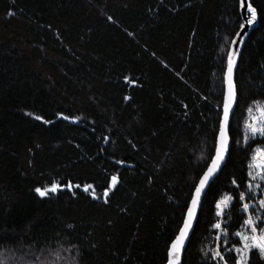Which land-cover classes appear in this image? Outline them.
Here are the masks:
<instances>
[{
    "label": "trees",
    "instance_id": "16d2710c",
    "mask_svg": "<svg viewBox=\"0 0 264 264\" xmlns=\"http://www.w3.org/2000/svg\"><path fill=\"white\" fill-rule=\"evenodd\" d=\"M250 4L228 156L181 264H218L209 248L225 196L219 252L239 246V193L264 148L245 140L249 108L264 104V0ZM241 22L239 0H0V264L166 263L214 153ZM249 264L264 259L251 250Z\"/></svg>",
    "mask_w": 264,
    "mask_h": 264
},
{
    "label": "snow or ice",
    "instance_id": "6c2138e0",
    "mask_svg": "<svg viewBox=\"0 0 264 264\" xmlns=\"http://www.w3.org/2000/svg\"><path fill=\"white\" fill-rule=\"evenodd\" d=\"M241 5L244 4V0H240ZM247 13L250 14V18L247 19V24L249 26L253 25L257 18L256 9L252 7L249 3L247 5ZM244 25L241 24V28ZM131 35V33H129ZM232 44H235L236 41L232 40ZM233 67H234V57L233 53H228V63H227V71L224 75V84L225 90L223 93L224 102H223V118L220 120L219 125V135L216 141V154L214 157L211 158V163L207 167V171L204 172L203 176L200 177L199 184L195 187V192L191 194V202L187 205V212L183 218V226L180 227L178 234L175 236L168 246L167 251V264H179L180 261V253L181 250L185 247V241L189 237L190 231L194 227V220L197 217V209L198 207L202 206V199L201 194L205 190L206 185L209 184L210 178L214 176L217 172L222 160L224 159L225 152L228 148V140L229 137L226 133V129L229 127V117L230 111L233 109L234 103L237 101V92L235 88V84L233 82L232 74H233ZM127 99V97H125ZM252 109L249 108V112ZM259 111V118L254 123L250 120L248 123L245 124V131L250 133V136H245V140H249L251 137H256L259 135L260 137L264 138V126H257V123L264 124V108L258 109ZM36 120H40L42 123L48 124L51 123L50 121L43 120L40 116L34 117ZM64 119H68V117H64ZM251 163L248 164V168L260 169L257 173L261 179H264V148H256L254 154L251 157ZM249 176L255 179L252 175V172H249ZM112 185L117 183V177L113 176L111 178ZM233 184H236V181H233ZM110 185L109 187H111ZM264 187V184L260 185ZM68 189L71 190L73 185L69 183L67 185ZM78 187V186H77ZM59 186L55 183L51 185L50 188L41 189L36 188L35 191L40 197H45L49 192H56ZM91 188V185H88L84 188V191H88ZM105 197L109 195L108 190L106 189L103 193ZM95 195H93V199H95ZM245 196L243 193L240 195V200L244 201ZM232 197L225 196L222 200L217 201L216 203V216L220 217L225 215L224 209L229 207L231 203ZM108 201L105 200V203ZM259 208L261 209V213L259 215L247 216L243 219L242 226L247 230L245 233L240 231H236L234 235L239 238V246L235 247L234 249L229 251V257H231V251H234L236 255L234 257H225L221 255L219 251L215 252L213 259H218L222 262V264H249V252L251 250H256L259 253L261 259H264V199L259 200ZM242 212L248 213L249 205L247 203H243L242 205ZM232 217L228 216V220H231ZM213 228L220 230L222 228V224L217 222L213 225ZM225 231H227L225 229ZM227 239V236L223 237ZM237 241H233V244H236ZM255 255V253H253Z\"/></svg>",
    "mask_w": 264,
    "mask_h": 264
},
{
    "label": "rangeland",
    "instance_id": "374dc122",
    "mask_svg": "<svg viewBox=\"0 0 264 264\" xmlns=\"http://www.w3.org/2000/svg\"><path fill=\"white\" fill-rule=\"evenodd\" d=\"M260 108H264V104H257L252 109V111L248 113L246 123H248L250 120H252L254 123L256 122V120L260 116L259 111H258V109H260ZM257 126L258 127L264 126V124L257 123ZM245 134H246V136H250L249 132L245 131ZM256 148H260V147H256ZM255 149H254V151H255ZM254 151L252 152L251 157L254 154ZM251 162L252 161H250V163ZM250 171L252 172V175L256 178L253 179L252 177L249 176V173H248V183L246 184L244 191L241 192L244 194L245 199H244V201H241V200L240 201H241L242 205H243V203H247L249 205V211H248V213H245L246 217L247 216L255 217L256 215H259L261 213V209L259 208V200L264 199V187H261L260 185L264 184V179H261L259 176H257V173L260 171V169L254 168V169L249 170V172ZM241 193H239V197H240ZM224 212H225V209H224ZM223 217H224V215H222L220 217L216 216L215 223L219 222L223 226L224 225ZM262 226H264V225H262ZM239 231L242 233H245L247 230L242 226ZM215 233L216 234L213 236V239H212L213 244L209 248L212 257H214L215 252L219 251V248L224 246L225 243L227 242V239L223 238L224 236H227L226 231L224 232V230L222 228L220 230L215 229ZM235 238L239 241L238 237L235 236ZM231 250H232V248H231ZM232 252L236 255V253L234 251H232ZM214 260L218 264H222V262L219 261L218 259H214Z\"/></svg>",
    "mask_w": 264,
    "mask_h": 264
},
{
    "label": "water",
    "instance_id": "95a60500",
    "mask_svg": "<svg viewBox=\"0 0 264 264\" xmlns=\"http://www.w3.org/2000/svg\"><path fill=\"white\" fill-rule=\"evenodd\" d=\"M250 1H251V0H244V4L241 5L240 0H239V11H240L241 19H242L241 24H243L244 27L241 28V26H240L239 30L237 31V33L235 34L234 38L232 39V40H235L236 43H235V44L230 43V47H229V51H228V53H229V52H232V53H233V57H234V67H233V74H232L233 82H234V80H235V72H236V68H237V64H238V60H239L240 54H241L242 49H243V47H244V44H245V42H246L247 36H248L249 32L254 28L255 23H256V20H257V19H256L255 22L253 23V25H251V26H249V25L247 24V19L250 18V14L247 13V5L250 3ZM227 63H228V55H227V61H226L225 72L227 71ZM224 75H225V74H224ZM234 84H235V83H234ZM235 88H236V87H235ZM224 90H225V84H224ZM223 102H224V96H223V101H222L221 117H220V120L223 118V114H224V113H223ZM235 105H236V102H235L234 105H233V109L230 111L229 124H230V120H231L232 114H233L234 109H235ZM219 125H220V123H219ZM228 128H229V127H228ZM228 128L226 129V133H227V135H228ZM218 135H219V128H218V132H217V136H216V141H217ZM228 137H229V135H228ZM106 142H107V141H106ZM106 142H105V144H106ZM229 148H230V138H229V140H228V148H227V150H226V152H225L224 159L222 160V162H221V164H220V166H219L217 172L214 174V176H213L212 178H210L209 184L206 185L205 190H204V191L202 192V194H201V199H203L204 194H205L206 190L208 189L209 185L213 182V180H214V179L217 177V175L221 172V170H222V168H223V165H224V163H225V161H226V159H227L228 152H229ZM215 154H216V142H215V149H214V153H213V156H212V157H214ZM210 163H211V161L209 162V164H210ZM209 164H208V165H209ZM208 165H207V167H208ZM125 167H131V166H129V165H125ZM207 167H206L205 171H207ZM205 171H204V172H205ZM204 172H203V174H204ZM203 174H202V176H203ZM202 176H201V177H202ZM199 180H200V179H199ZM199 180H198L196 186L199 184ZM111 185H112V182H111ZM112 186H114V185H112ZM196 186H195V187H196ZM194 192H195V188H194V190H193V193H194ZM191 198H192V196H191ZM190 202H191V199H190L189 203H190ZM199 210H200V207H198V209H197V217H198V214H199ZM186 212H187V210H186ZM185 214H186V213H185ZM197 217H196V219L194 220V225H195V223H196ZM182 226H183V223H182ZM182 226H181V227H182ZM193 229H194V227H193ZM193 229L190 231V233H189V237H188V238L186 239V241H185V247L181 250L179 264H181V260H182V257H183V254H184V251H185L186 246H187V243H188V241H189V239H190V237H191V234H192ZM178 232H179V231H178ZM177 234H178V233H177ZM174 239H175V238H174ZM165 264H167V259H166V263H165Z\"/></svg>",
    "mask_w": 264,
    "mask_h": 264
}]
</instances>
